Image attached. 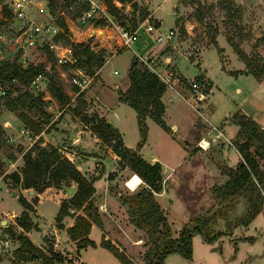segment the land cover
<instances>
[{"label":"rangeland","instance_id":"rangeland-1","mask_svg":"<svg viewBox=\"0 0 264 264\" xmlns=\"http://www.w3.org/2000/svg\"><path fill=\"white\" fill-rule=\"evenodd\" d=\"M112 1L127 17L126 20L122 19L123 24L119 19L110 16L108 12L105 13L97 6L104 3V0H93L97 8H95L92 17L86 18L85 21L83 20L85 12H81V15L78 14L83 0H55V8L57 15H62L68 23L71 41L79 43L81 40L88 39L90 47L93 46L94 51L99 53L97 47H104L103 54L108 55L113 54V51L115 52L122 43L119 28H127L129 31H133L140 23L138 21L140 11L147 10V7L154 16V18L148 17L149 22L156 23V19L162 21L165 31L175 29V20H179L184 27V33L181 32L183 43L180 41L179 45L175 44V49L169 43H156L145 32H140L139 40L131 45L132 49L144 55L152 46L149 55H158L160 51H163L162 53L171 54L175 59L178 58L179 50L184 53L188 51L201 53L203 51L201 53L202 60L197 58L193 63H188L189 69L186 68L187 62L181 61L178 66L179 72L189 82L199 77L201 72H206L207 77L213 83L211 97L205 96L206 98L202 101H194L189 96L195 91L191 83H187L185 80L184 82L177 81L172 84V88H167L163 95L164 98L162 97L166 104V112L163 118L170 127L176 125L179 129L174 127L166 132L150 119L148 125L149 139L144 149L140 150L144 159L150 161L153 156H157L164 166H162L163 190L157 199L166 208L165 212L172 227L173 237L176 238L185 224H190L199 216L212 214L218 207H225L224 203L221 204L217 200L213 188L224 184L228 179L223 172L224 168H235L238 162L242 160L236 148V143L240 140L238 136L239 127L232 123V115L241 110L259 125L264 126V81L260 83L251 74H233L234 71L244 68V63L226 40V36L229 34L248 55L254 53L261 56L260 50L262 49L263 58H261L264 59V0H185V2H181L182 0H132L126 3H122L121 0ZM229 1L234 2V7L232 6V15L227 17L224 7L229 6ZM5 2L10 7V4ZM44 3L47 5L46 0ZM3 5V0H0L1 14H3L1 11ZM33 5L31 3L29 9L37 20L48 22L47 20L51 19V16L53 19L56 18L50 13L49 8L46 11V17L36 15L34 11L36 9L41 10L38 6L34 8L35 5ZM104 13L108 17L106 24L102 27L99 26V28L94 25L96 27L95 35H92L91 31H87L88 28L92 22L99 21L104 17ZM0 19V60L21 63L20 57L25 52L28 55V64L44 65L45 73H47L33 86L32 79L25 86L15 84L6 95L13 100L25 91L33 95H42L44 101L42 110L48 121L41 124L43 131L40 135H32L17 117V113L12 112L5 105L6 96L0 97V160L4 175H9L20 171L23 167L24 153L34 145L43 147L48 143H54L70 155L71 148L67 146V139L75 137L80 129H88L89 126L79 118H75L71 112V108L77 105L78 96L74 85L70 82L71 71L60 66L55 59L49 62L42 47L27 50L17 49L15 36L19 26L13 17L7 20L3 16ZM178 26L176 25V27ZM61 42L64 45H69L64 39H61ZM144 46L145 49H143ZM218 51L221 58L226 60L228 58L225 65L227 69L222 67L223 63L220 61ZM133 55L131 49L122 55H114L101 72V80L98 75L99 69L94 67V80L90 87L82 93L83 99L87 103L84 113L98 120L106 119L108 111L110 115L119 116L122 121L121 126L127 132V145L136 148L140 135L134 110L123 105L114 111L112 106L116 99L114 87L125 78L127 64ZM158 61L159 67L164 68L163 61L160 58ZM83 68L88 72L86 67ZM171 70L174 77H179L174 68ZM114 71H117V74ZM49 75H54L60 81L64 93L68 96L65 105L51 98L48 92ZM195 82L203 86L205 94L209 93L203 80L195 79ZM118 85L121 88L123 84L119 83ZM19 110L27 113L35 121H44L45 117L36 110H28L27 107H20ZM193 121L195 123L191 127ZM212 126L215 127L212 130L213 133L206 135V132L213 128ZM218 131H221L223 135L212 141ZM204 136L210 143L209 146H205V149L199 146V142ZM39 139L42 140L40 144H38ZM250 151H253V147ZM107 155L109 153L106 152L105 156ZM125 169L127 172L120 179L123 183L131 173L128 167ZM115 170L120 171L121 168L117 166ZM112 173L116 172L113 171ZM85 176L91 179L87 173ZM1 177L0 258L3 259L0 264H12L13 261L10 260H13L14 248L18 245V241L5 233V228L11 227L16 235L20 233V228L16 226L17 216L15 215L20 216L23 207L18 197L23 195L32 202L36 194H30V190H23L19 185L13 184L11 180H4L3 175ZM3 181L10 184V188ZM141 183L140 177L134 175L127 182L128 188L117 183V186L111 189V193L115 197L118 193L126 196ZM66 185L75 184L68 182ZM13 191L17 193L16 196H13ZM37 208L39 216L35 210L30 212L34 227L28 237L36 244L43 241L45 243V245L41 244L43 247L53 243L54 248L68 259L70 256H68L66 249L70 246H66L61 238H59V245H54L56 241L51 234V226L57 227L53 223L59 205L51 199H46L41 201ZM246 209L247 202L243 197H239L235 203V208L229 213V222L233 223L242 217ZM122 215L118 219L121 224H119V231L113 233L109 231L106 233L107 237L111 240L114 239L112 237H118L116 239H119L121 243L115 239L112 241L125 251L134 264H145V251L149 248L146 237L129 222L128 215L125 213ZM4 220L6 221L5 225L2 224ZM41 225H45V227L41 228ZM210 230L213 233H226L227 222L224 219H218ZM96 231L92 239L99 240L100 231L98 229ZM5 241H7L6 245H4ZM71 248L74 250L72 246ZM192 248L191 259H186L179 253H171L164 258L163 263L264 264V208L250 225L236 226L232 228L231 235H223L214 243H207L199 234H195L192 239ZM75 254L76 252L72 254V257L77 261L78 258L73 256ZM81 254L83 264H121L100 245L87 247L81 251ZM75 261L72 264H77Z\"/></svg>","mask_w":264,"mask_h":264},{"label":"trees","instance_id":"trees-1","mask_svg":"<svg viewBox=\"0 0 264 264\" xmlns=\"http://www.w3.org/2000/svg\"><path fill=\"white\" fill-rule=\"evenodd\" d=\"M3 0V16L8 20L12 17V12L8 9ZM50 13L56 17V24L62 29L56 39H64L72 48L73 56L77 59L75 67H86L90 75L95 76L94 67L100 69L105 60L102 57L104 50L95 54L87 43H77L70 40L69 27L62 15H57L55 0H46ZM132 0H121L122 3ZM181 2H185L182 0ZM107 12L110 16L119 19L127 17L112 0H104ZM234 2L229 1V6L224 10L227 17L232 15ZM136 7V5H133ZM90 9V3L85 1L80 7V13ZM148 18V11L143 9L139 14V22ZM96 25H105L106 18L102 17L94 22ZM180 24V21H176ZM158 26L159 23H156ZM127 29V28H125ZM184 33V27L181 26ZM227 42L233 51L242 60L245 70L234 71L233 74H251L257 80L264 79V61L258 54L248 55L240 45L236 44L229 36ZM49 62L54 61L48 45L43 47ZM67 68V66H65ZM41 74H45L44 65H29L21 67L16 62L0 60V83L16 78L21 85H28L31 79ZM129 87L125 92H120L119 99L126 103L136 112L137 126L140 141L136 149L127 148L124 145L121 133L116 127L106 119H95L91 115H86V101L83 93L77 96V105L71 108L75 118H79L89 129L101 140L104 145L111 148L113 154L118 159L119 168L128 167L132 173L142 180L143 185L126 196L121 195L122 204L127 208L129 222L141 231L147 240L149 248L145 251V264H164V258L171 253H179L186 259H191L193 254L192 239L195 234H199L207 243H214L223 235H231L232 228L236 226H248L264 207V128L241 110L235 112L232 123L239 127V142L236 148L242 160L235 168L226 167L223 169L227 180L224 184L214 187L213 193L217 200L225 207L218 209L210 215L199 216L190 224H185L180 230L178 237H173L171 224L157 199V194L163 190V167L160 162H149L142 157L140 149L147 140L148 126L147 118H151L163 130L168 132L170 128L164 121L165 104L162 100L167 87L159 77L141 63L137 57H133L130 63ZM199 81L202 76L197 77ZM48 92L51 97L65 105L68 96L64 93L61 83L54 75H49ZM5 105L12 112L17 113V117L30 130L32 135L38 136L42 133L41 124L47 122V116L42 110L44 101L42 95H33L25 91L15 100L6 96ZM20 107H27L28 110H36L43 115L44 121H35L27 113L20 111ZM38 144L42 142L38 140ZM253 147V151H250ZM4 180H11L13 184L19 185L23 190L35 192L32 202L23 195L18 200L23 207V212L16 217V226L20 228L18 235L10 227H6L7 234L19 242V247L13 252L14 264H27L36 262L38 264H72L73 257L65 258L57 251L53 243L47 247L37 246L28 237L34 224L31 220L30 212L35 210V206L46 199H51L59 204V211L55 217V223L59 230H64L77 254L87 247H97V244L89 235L92 226L103 228V221L99 213V208L95 200L96 189L93 179H89L83 174L74 161L60 147L53 144H46L43 147L34 145L23 155V167L20 171L4 175L2 162L0 160V176ZM73 182L75 185H66ZM75 187L70 197L66 196L64 189ZM239 197H243L247 202L245 214L233 223L229 222V213L235 208V203ZM79 212L71 214V211ZM67 217L73 218L72 225L65 227L64 220ZM218 219L227 222V231L213 233L211 226L217 223ZM102 248L110 252L121 264H134L133 260L126 255L116 243L109 239L106 233L101 236L100 244Z\"/></svg>","mask_w":264,"mask_h":264},{"label":"crops","instance_id":"crops-1","mask_svg":"<svg viewBox=\"0 0 264 264\" xmlns=\"http://www.w3.org/2000/svg\"><path fill=\"white\" fill-rule=\"evenodd\" d=\"M31 1H32V4L35 5V6L33 5L34 8H36V6H38L40 8V10H41V11H39L38 9H36L34 11L35 14L38 15V16L44 17L45 14H46V11L48 10V7H47L46 3H44V0H31ZM7 3H8V5L9 4L11 5L10 1H7ZM97 6L102 11H104L105 13L107 12V9H106V6H105L104 3H101V4L97 5ZM1 11H2V9H1ZM147 11H148V17L154 18V16L152 15L153 12H151L149 10V7H147ZM0 18H3V14H1V13H0ZM45 20H47V19H45ZM47 21L50 22V23L56 24V18L53 19L52 16H51V19H48ZM65 22L68 25V23H67L66 20H65ZM156 23H159L161 29L163 30L162 21H159V20L156 19ZM91 24L92 25L88 28L87 31H91L92 32V35H95L94 32L96 30V27L94 25H96V24L93 23V22ZM176 25L177 26L179 25V26L176 27ZM97 26H98V28H99V26L102 27V25H97ZM181 26L183 27L182 23L177 24L176 23V20H175V29L176 28L179 29V37L177 39H174L171 43H169V45H171L172 48H174V49H175V47H174L175 44H178L179 45L182 42V40H181V32H182L181 31ZM163 31H165V30H163ZM89 42L90 41H88V39L79 41V43H87V44H89V46H91ZM92 47H90V49L95 54H99L103 50L105 51L104 47H97L98 48L97 50H99V53H98L96 50L94 51V49H92ZM128 49H131L132 52L134 53V55L131 56V58H130L128 64H127L125 78L122 79V81L118 82L115 85V87H114V91L116 93V99L114 100V103L112 105L114 107L113 108L114 111L116 110V108H120L123 105H127L126 103H124L123 101H121L119 99V96H120L119 93L120 92H125L127 90V88L129 87L128 71H129L130 63H131L132 58L135 57V56L137 57V54H139V53H137L136 51H134L132 49V47H125V46H121V44H120L117 47V50H115V52L113 51V54H111V55L103 54V55H108L110 57L108 61H110L113 58L114 55H117V56L118 55H122L123 53H126V51ZM143 49H145V46H144ZM151 50H152V46L149 47V49L147 50L146 53L147 54H150ZM162 52L163 51H160V53L158 55H153L152 54L151 56L154 57V58H156L157 59V62H159L158 61V58H160L163 61V64H164L163 70L164 69H172V68H174L176 70L178 76H179L178 77V81L179 82H181V81L184 82V80H185V82H187V83H192L193 81H195L196 78L189 82L187 79H185L183 76H181V74L179 72L178 66H179V63L181 61H186L187 62L186 68L189 69L188 63H190V62L193 63V61L195 59H197V58H198V60L199 59L202 60L203 57H202L201 53L203 51L201 53H195L193 51H188V52H185L184 53L183 51H180L179 50V52H178L179 55H178V58H176V59L173 58V56L171 54L162 53ZM189 52L191 53V55H189ZM218 53H219V51H218ZM223 54H225V53H223ZM260 54H261V56L260 55L259 56L263 58L262 49L260 50ZM219 55H220V61L223 63V66L222 67L224 69H227V67L225 65L227 64L228 58L226 57L227 58V60H226L225 58H221V54L220 53H219ZM108 61H106L105 64L98 70V75L100 77V80H101V72L103 71V69H104L105 65L108 63ZM200 61H199V63H201ZM199 63H198V65H199ZM161 69H162V67H161ZM243 70H245V65H244V68L239 69L238 71H243ZM114 73L117 74V71H114ZM200 76H202V79H200V80H203V82L205 83V85L207 86V89L209 91V93H207V94H205L204 91H203L204 97L205 96H210L211 97L210 94L213 93V83L207 77L206 72H201ZM263 81L264 80H261L259 82L260 83H263ZM119 83L123 84L121 88H119V85H118ZM195 95H196V93H190L189 96L192 97V99L194 101H196ZM163 98H164V96H163ZM163 98H162V100H163ZM103 110H105V109H103ZM165 112H166V104H165ZM245 114L247 116H249L247 113H245ZM135 115H136V112H135ZM164 115H165V113H164ZM106 119H107V121L109 123H111L114 127H116L118 129V131L121 133L122 138H123L124 145L127 148L136 149V148H132L130 145H127V142H126V133L127 132L121 126L122 121L119 118V116H116V114L110 115L109 114V111H108V115H107V118ZM150 119L151 118H147L146 119L147 126L149 125V120ZM136 122H137V119H136ZM194 123H195L194 121L191 123V127L194 125ZM260 126L264 128V126H262V125H260ZM168 127L169 128H174L175 127L177 130L179 129V128H177L176 125L171 126V127L168 125ZM212 127H214V126H212ZM211 132L213 133L212 129L208 130L206 132V135H209ZM45 138L48 139L47 137H45ZM148 139H149V135H147L146 142L148 141ZM202 139L207 140V138H205V136ZM214 140H216V139L215 138H212V141H214ZM139 141H140V139H139ZM139 141H138V143H139ZM146 142L143 144V146H142V148L140 150H143L144 149V146L146 145ZM66 143H68L67 146L69 148H71L70 149L71 153H69L70 155H68V156L74 161V163L77 165L78 169L83 174L86 175V173H87V176H91V179H93V181H94L93 182V185H94V187L96 189V192H95V196L94 197H95L96 203H97L98 208H99V213H100L101 218H102V221H103V228H99V227L93 225L89 237L92 239L94 232H97L96 230L98 229L100 231V233H99V237H100L99 240L92 239V240H94L96 242V244L98 246L100 244L101 236H102L103 233H107L109 231L111 233H113L114 231H119V229H120L119 227H120L121 224L119 223L118 219H120V216H123L122 213H125L126 215H128L127 214V208L122 204V201H121V198H120L122 194L121 193H118L117 194V197H115L114 194L111 193V189L115 188L117 186L116 185L117 183L120 186H125L126 188H128L127 182L129 180H131L133 178V176L136 175V174H134V173L131 172L130 175H129V177L124 181V183L122 181H120L121 176L127 172V169H121L120 171L115 170V168L117 166H119L118 165V159H117V157L113 154L111 148L109 146H107V145H104L101 142V140L89 128L88 129H80L79 132H77V134H75V137H73V138L71 137V139L68 138ZM52 144L54 145V143H52ZM63 147L64 148H67L66 146H63ZM136 147H137V145H136ZM106 152L109 153V155L105 156L106 155ZM67 154H68V152H67ZM156 161L157 162H160L161 165L163 166L162 162L160 161V159L157 156H153L150 159L149 162H152L153 163V162H156ZM113 171H115L117 174L116 173H112ZM0 179L2 180V177L1 176H0ZM4 184L6 186H8V188H10V186H9L10 184L5 183V182H4ZM142 185H143V183L139 184L136 187L135 190H137L138 188H140ZM135 190H132V191H135ZM157 196H160V193L157 194ZM39 204H40V202L35 206V213L37 215H38V208H37V206ZM162 208H163V210L165 212V209H166L165 206H162ZM73 213H77L78 214L79 212H76V211L73 210V211H71V214H73ZM165 214H166V212H165ZM15 216L18 217V215H15ZM72 223H73V218L72 217L65 218V220H64L65 227H68V226L72 225ZM53 224H56L55 223V218H54V223ZM42 227H45V225H41V228ZM32 230L29 231L27 233V235L28 234L30 235V233L32 232ZM51 232H52L51 234L54 236V239L56 241L54 243V245H59V238H61L65 242V245L66 246H70V248L66 249V252H67L68 256L72 257V254H74V252H76V251H75V249L73 247L72 242L69 240L68 236L66 235V232L64 230H59L57 227H55V225L54 226L53 225L51 226ZM5 233H7L6 230H5ZM117 235H119V234H117ZM112 238H114L115 240H117V242H120L119 239H116L118 237H112ZM114 239H112V240L114 241ZM5 242L7 243V241H5ZM33 243L35 245H37V246H41L42 243L45 245V243L43 241L40 244H36L34 241H33ZM4 245H6V244H4ZM71 246L73 247L74 250H72ZM18 247H19V242H18V245L14 248V250L16 248H18ZM81 251H83V249L80 250L78 254L76 252V254L73 255V256H75V257L78 258L77 261H75L76 259H74L75 263L77 262V264H83V262L81 261V256H82ZM5 258H7V257H5ZM2 259L3 258H0V263H1ZM10 261H12V260H10ZM30 263L31 264H38L36 262H30ZM30 263H27V264H30ZM12 264H14V263L12 262Z\"/></svg>","mask_w":264,"mask_h":264},{"label":"built area","instance_id":"built-area-1","mask_svg":"<svg viewBox=\"0 0 264 264\" xmlns=\"http://www.w3.org/2000/svg\"><path fill=\"white\" fill-rule=\"evenodd\" d=\"M11 5L9 9L12 12V17L19 26L16 29L15 44L18 45L17 49H37L38 47H44L48 45L51 53L53 54L54 59L60 64V66H67L71 71L72 76L70 82L74 85L76 89V95L86 90L92 84L94 76L90 75L82 67H75L77 59L73 56L72 48L70 45H64L61 40L56 39V37L61 34L62 29L56 24L39 21L37 20L30 12L31 0H8ZM90 3V9L85 12L83 20L86 18L92 17L95 11V5L93 0H83V2ZM105 14V13H104ZM104 18H108L107 15H104ZM121 46L131 47L132 44L137 42L140 38V32H145L147 35L152 37L156 43H171L174 39L179 37V29H170L168 31H163L160 25L156 23H150L149 19L140 22L138 26L133 30L129 31L128 29H121ZM1 37V36H0ZM14 47V46H13ZM189 55L191 53L189 52ZM106 61L109 60L108 55L102 56ZM138 60L146 65L150 71L155 73L159 79L166 85L168 88H172V84H175L178 81V77H174V74L171 69H161L159 67L157 59L152 57L149 54L141 55L137 54ZM21 63H18L21 67L26 68L28 64V55L24 52L20 57ZM43 76L41 74L34 77L31 81L32 86L37 83ZM15 84H19L16 78L10 79V81H5L0 83V97L8 95L11 90V87ZM194 91L196 93L195 98L198 101L204 100L203 86L198 82L193 81L191 83ZM215 127L212 128V130ZM223 134L221 131H218V134L214 138H220ZM204 139L199 142V146L203 149L206 147L202 144ZM209 146V141L207 140ZM6 244V242H5Z\"/></svg>","mask_w":264,"mask_h":264},{"label":"water","instance_id":"water-1","mask_svg":"<svg viewBox=\"0 0 264 264\" xmlns=\"http://www.w3.org/2000/svg\"><path fill=\"white\" fill-rule=\"evenodd\" d=\"M65 191H66V195L68 196V197H70L71 195H72V193L74 192V190H75V188L74 187H71V188H69V189H64ZM30 194H35V192L34 191H30L29 192ZM17 195V193L15 192V191H13V196H16ZM2 224H6V221L4 220V221H2Z\"/></svg>","mask_w":264,"mask_h":264},{"label":"bare ground","instance_id":"bare-ground-1","mask_svg":"<svg viewBox=\"0 0 264 264\" xmlns=\"http://www.w3.org/2000/svg\"><path fill=\"white\" fill-rule=\"evenodd\" d=\"M202 144H204V146H207V145H206V144H207V141L204 140V141L202 142Z\"/></svg>","mask_w":264,"mask_h":264}]
</instances>
